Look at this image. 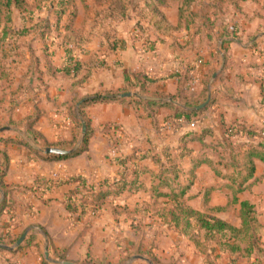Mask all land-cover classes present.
<instances>
[{
	"label": "crops",
	"instance_id": "crops-1",
	"mask_svg": "<svg viewBox=\"0 0 264 264\" xmlns=\"http://www.w3.org/2000/svg\"><path fill=\"white\" fill-rule=\"evenodd\" d=\"M78 4L87 10V3L76 4V18L66 37L73 59L81 66L76 77L48 74V63L60 67L65 53L56 43L52 46L53 58H46L36 36L26 40L22 57L12 62L8 56L3 62H7V67L0 72V81H7L9 86L5 87L9 93L3 101L9 108L0 109V139L9 141L0 142V156L6 153L8 157L4 183L11 188L9 199L13 203L10 213L0 215V246L12 247L28 231L18 248L0 253V264H42L43 259L56 264L60 261L54 257V250L64 254V261L74 264H207L205 257L196 254L194 245L177 230L150 213L135 210L152 202L151 189L159 184L157 177L163 169L175 165L182 172V183L189 178L193 160L201 154L202 146L195 141L182 144L183 133L208 127L214 136L220 137L219 122L264 124V0H242L237 4L234 0L203 2L198 10L215 20L212 32L216 35L212 41L204 35L191 36V28L177 27L179 4L170 0L159 7L156 27H142L140 31L132 25L114 36L102 32L98 39L80 42L75 33ZM169 6H173L170 12ZM225 24L234 25L238 39L224 45L227 53L222 59L218 53L220 41L216 39ZM192 65L194 70L189 72L185 84L190 98L200 95L208 70L218 73L210 87L214 102L195 119L193 128L184 125L172 135L160 133L169 111L156 108L155 117H149L145 109L150 108L136 105L135 90H131L128 93L133 96L124 102L96 103L83 109L92 131L85 152L61 160L40 156L50 155L42 152L44 147L33 139L34 134L49 145H69L78 129L79 101L122 88L124 73L143 71L149 77L159 78V83L151 88L173 96L178 83L172 73ZM13 93L17 101L11 106ZM214 141L211 136L204 139L207 144ZM167 148L174 150L170 158L165 154ZM134 151L139 156L127 166L143 170L139 178L142 189L110 199L95 217H90L88 210L81 217L65 209L63 194L68 185L43 188L48 180L78 176L94 185L111 180L121 171L117 158L129 157ZM182 151L187 154L179 157ZM205 173L208 182L203 180ZM254 178L257 182L239 194L238 199L254 206L257 221L264 226V164L260 161L255 162ZM224 184L208 165H198L186 193L187 204L202 213L207 208H222L213 216L239 227V206L227 207L230 192L221 187ZM231 213H235L234 218ZM8 241L14 242L5 245ZM46 249L48 260L44 256ZM218 264H264V234L258 248L249 255L224 253Z\"/></svg>",
	"mask_w": 264,
	"mask_h": 264
},
{
	"label": "trees",
	"instance_id": "trees-1",
	"mask_svg": "<svg viewBox=\"0 0 264 264\" xmlns=\"http://www.w3.org/2000/svg\"><path fill=\"white\" fill-rule=\"evenodd\" d=\"M157 4L147 3L145 7L158 13L159 7L165 6L170 0H155ZM179 4L177 27L192 29L191 36L204 35L208 41H212L216 33H213L214 21L209 17V13L203 14L194 11L192 4L195 0H171ZM236 4L242 0H234ZM86 3V0H0V72L3 73L7 66L3 64L8 58L12 62L24 55L26 40L36 36L42 44V52L46 58L52 59L54 51L52 46L56 43L58 48H62L65 55L60 67L48 63V74L55 77L64 75L76 77L80 71V64L75 61L67 47L66 37L72 30L76 18V4ZM158 14H161L160 12ZM140 28L141 24L138 23ZM207 32V33H203ZM238 39L237 30L234 25L225 24L223 31L218 35L220 50L218 53L225 58L227 49L224 46ZM10 56V57H8ZM119 62L116 63L118 67ZM185 68V67H184ZM179 69L172 73L178 83V91L173 96L157 93L151 87L159 83V78L149 77L143 71L124 73V86L122 88L95 94L85 99H81L78 108V117L82 118L86 124V133L82 141L77 145L81 135V121L78 118V129L72 137L70 145H60L63 148L73 149L66 156L50 155L41 157L54 159H67L77 156L87 150L92 131L83 109L91 104L124 102L125 98L121 94L135 90L133 102L145 108V112L151 118L155 117L156 108H165L169 111L166 122L171 127H176L179 120L192 121L201 116L205 108L213 104L212 91L208 86L215 70H208L203 81V88L199 96L190 98L189 89L185 85L189 79V72L194 70V66ZM262 85V81H261ZM20 92L17 94L19 95ZM145 97H153L155 100H148ZM209 97L207 106L204 109H196ZM169 98V100H166ZM15 105L17 97L13 98ZM222 135L216 137L213 131L202 128L198 132H185L181 135L180 142H199L202 146L201 154L193 160V169L188 173L189 178L182 183L180 181L181 170L175 165L169 166L158 175L159 184L152 186V202L144 204L139 210L141 214H148L163 222L167 227L177 230L183 237L187 238L195 248V253L204 256L207 264H218L220 255L227 253L230 256L249 255L258 248L260 240L264 234V226L257 221L254 206L248 201H239L238 195L246 191L255 184V162L264 164V124L261 126H246L243 123L224 124L219 122ZM159 129V128H158ZM215 137L211 144L204 142L205 137ZM42 147H56L49 145L39 134H34L33 138ZM9 139H0L2 143H8ZM129 157L117 158L121 171L117 177L111 180L94 185L89 184L83 177H70L66 180L44 182L43 188L50 190L62 185H68L63 194L65 209L78 216H83L88 210L90 217H95L98 209L110 201L116 199L124 192L135 193L142 189L139 180L143 170L137 167L129 169L127 163L137 160L138 151H134ZM174 150L167 148L165 154L170 158ZM187 152H180L179 157H183ZM200 164L208 165L214 172L217 179L225 182L224 187L229 190L228 206H239L238 218L239 227H234L213 216L222 208H207L205 213L193 209L187 204L186 193L191 186L193 170ZM8 168V157L6 153L0 156V215L10 213L13 207L9 199L11 188L4 183V177ZM160 188H168V192H160ZM87 206H90L89 208ZM88 208V209H87ZM43 232L44 229L41 228ZM14 241H8L5 245H10ZM244 244V246H243ZM4 246V245H3ZM20 249V248H19ZM17 249V250H19ZM1 252H9L0 246ZM54 257L59 261H64V254L56 253ZM42 264H49L44 259Z\"/></svg>",
	"mask_w": 264,
	"mask_h": 264
},
{
	"label": "rangeland",
	"instance_id": "rangeland-1",
	"mask_svg": "<svg viewBox=\"0 0 264 264\" xmlns=\"http://www.w3.org/2000/svg\"><path fill=\"white\" fill-rule=\"evenodd\" d=\"M146 1L151 4V6L155 5V3L157 4V1L155 0H86V11L83 9L81 4H78L77 7L79 9V18L75 29L76 36H78L80 42H83L89 40L91 41L93 37L98 39V36H100L102 32H110L114 36L117 31L123 29L126 30L132 25H137V29L142 31L143 28H140L138 23L142 25L141 27L147 29H149V26L156 27V22L159 21V16L157 15L158 13L155 14V12L151 11L150 8L145 7ZM207 1L212 2V0H195L192 4V9L194 11H199L198 8H200V5ZM171 9H173V6H169V8H167L169 12ZM82 11H84V13ZM15 69L17 70L16 67ZM15 85H17V81L13 84V86ZM5 87H9L8 82L1 80L0 109L9 108L5 106L3 102L9 93V89ZM4 90L5 92H3ZM13 98L14 93L10 98L11 105L14 103ZM17 108L20 109V106ZM164 125L166 124L163 122L160 127H164ZM173 131L176 132L171 129V134L169 135L174 134ZM56 147L63 148V146ZM203 180L204 182H208L210 180L206 173L203 176ZM231 214V217L234 218L235 213ZM11 246H13V244Z\"/></svg>",
	"mask_w": 264,
	"mask_h": 264
},
{
	"label": "water",
	"instance_id": "water-1",
	"mask_svg": "<svg viewBox=\"0 0 264 264\" xmlns=\"http://www.w3.org/2000/svg\"><path fill=\"white\" fill-rule=\"evenodd\" d=\"M217 74L218 73H215L211 77V79L209 81V84H208L209 87L212 86L214 80L217 77ZM132 96H133V94H131V93L121 94V97L122 98H129V97H132ZM146 99H148V100H154V98H150V97H146ZM208 101H209V98L204 103H202L199 106H197L196 109H204L207 106ZM85 133H86V124H85V121L83 119H81V135H80V138H79V140L77 142V145L82 141V138L85 135ZM72 151H73V149H70L69 150V149H63V148H58V147H45L42 152L45 155L66 156V155L70 154ZM27 233H28V231H25L17 239V241L14 243V245L12 247H7V246H1V247H4L5 249L10 250V251L13 250V249L18 248L21 245V243L24 241V239L26 238ZM44 256H45L46 260L49 259L47 249H46V251L44 253ZM56 264H74V263L69 262V261H60V262H56Z\"/></svg>",
	"mask_w": 264,
	"mask_h": 264
},
{
	"label": "built area",
	"instance_id": "built-area-1",
	"mask_svg": "<svg viewBox=\"0 0 264 264\" xmlns=\"http://www.w3.org/2000/svg\"><path fill=\"white\" fill-rule=\"evenodd\" d=\"M198 64H201V61H198ZM195 123H196L195 120L186 121L184 119H181V120H179V123H178V125H176V127H171L167 122H164V124H166V125H164V127H160V132L167 133V132H170L171 129L178 131V130H181V128L184 127V125H187L190 128H193Z\"/></svg>",
	"mask_w": 264,
	"mask_h": 264
}]
</instances>
